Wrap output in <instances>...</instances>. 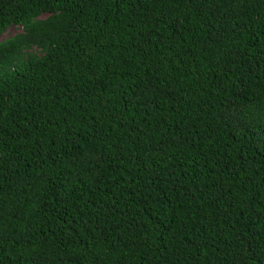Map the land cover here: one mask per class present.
I'll list each match as a JSON object with an SVG mask.
<instances>
[{
	"label": "trees",
	"instance_id": "obj_1",
	"mask_svg": "<svg viewBox=\"0 0 264 264\" xmlns=\"http://www.w3.org/2000/svg\"><path fill=\"white\" fill-rule=\"evenodd\" d=\"M13 26L0 264H264V0H0Z\"/></svg>",
	"mask_w": 264,
	"mask_h": 264
},
{
	"label": "rangeland",
	"instance_id": "obj_2",
	"mask_svg": "<svg viewBox=\"0 0 264 264\" xmlns=\"http://www.w3.org/2000/svg\"><path fill=\"white\" fill-rule=\"evenodd\" d=\"M47 17V16H45ZM22 32V28L13 26L11 27L4 35L0 36V42H3L11 37H14L15 35L19 34ZM35 50H37L38 53H41L40 50L35 47Z\"/></svg>",
	"mask_w": 264,
	"mask_h": 264
}]
</instances>
